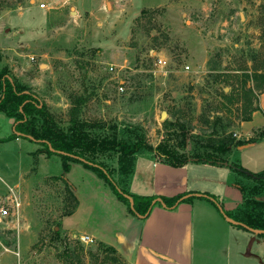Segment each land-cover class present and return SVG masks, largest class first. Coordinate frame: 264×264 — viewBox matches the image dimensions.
<instances>
[{"label":"rangeland","instance_id":"1","mask_svg":"<svg viewBox=\"0 0 264 264\" xmlns=\"http://www.w3.org/2000/svg\"><path fill=\"white\" fill-rule=\"evenodd\" d=\"M61 3L0 0V71L44 103L60 128L69 127L72 103L82 99L78 118L93 137L142 139L153 147L164 142L186 153L223 126L238 139L246 104L242 88L245 82L253 87L255 70L264 71V0ZM156 56L168 61L166 71L155 66ZM9 121L0 112V138L12 132L6 131ZM15 153L17 176L6 190L22 193L28 228L0 226V264H122L108 244L93 238L86 243L80 236L87 235L61 229L74 196L59 180L60 158L21 139L0 145V164ZM96 160L118 178L116 154Z\"/></svg>","mask_w":264,"mask_h":264},{"label":"crops","instance_id":"2","mask_svg":"<svg viewBox=\"0 0 264 264\" xmlns=\"http://www.w3.org/2000/svg\"><path fill=\"white\" fill-rule=\"evenodd\" d=\"M66 1L60 0L61 4ZM257 98L258 110L249 121L241 122L237 131L239 140L249 139L264 127V92ZM9 119L6 131L14 125ZM11 134L8 131L0 139ZM21 139L17 137L0 145ZM235 150L241 167L252 173L264 171V138ZM13 156L12 161L6 158L0 164V170L3 168L5 172L0 198L17 176L19 155ZM11 172L14 176L9 177ZM233 176L227 165L189 163L172 167L156 157L141 156L135 160L128 189L140 196L209 193L219 199L224 210L234 211L243 198L231 183ZM64 178L71 187L76 208L61 217V229L108 244L122 264H264V237L236 229L206 200L194 198L174 210L155 205L146 219H138L102 179L81 164L70 163ZM12 188L19 193L23 206L22 193Z\"/></svg>","mask_w":264,"mask_h":264},{"label":"trees","instance_id":"3","mask_svg":"<svg viewBox=\"0 0 264 264\" xmlns=\"http://www.w3.org/2000/svg\"><path fill=\"white\" fill-rule=\"evenodd\" d=\"M246 77L248 78L247 75ZM251 80L254 82L253 87L245 82L242 88L246 104L241 122L249 121L252 113L258 110L257 95L264 92V71L255 70ZM254 90H257V93H254ZM83 102L82 99H76L72 103L69 111V127L64 130L56 124L54 118L47 112L44 103L40 102L35 95L29 93L24 87L17 85L4 70L0 71V112H4L8 118L14 119L12 134L0 139V142L20 137L43 146L47 155H57L62 167L59 180L69 187L64 174L69 171L70 163L81 164L102 179L113 194L126 205L127 211L138 219H146L152 208L155 205H160L158 202L151 205L153 200L159 199L164 204V207L160 205L161 207L174 210L181 203H190L192 199L199 198L210 202L218 211L221 209L222 213L233 221L250 229L264 231V200L259 198L264 191V171L260 173L247 171L241 167L236 157V151L232 153V149L264 138V127L247 140L233 138L232 133H228L225 126L220 129H213L207 144L194 147L191 152L186 153L184 149L183 152L179 151L176 147L164 142L153 147L142 139L127 141L115 137H93L88 130V125L80 122L78 118V107ZM105 153L117 155L118 178L114 177L113 169L107 167L102 161L96 160L98 156ZM147 153H154L161 162L172 167H181L189 163L214 166L227 165L234 173L231 183L241 192L242 203L234 211H226L219 199L209 193L188 191L173 197H164L158 195L140 196L129 192L128 186L134 171L135 160ZM236 176L243 177L253 184L242 185L236 180ZM196 194L200 196H194ZM186 195L191 196L186 197ZM127 197L133 201L132 208ZM75 208L76 200L74 199L73 207L64 215H70ZM139 216L143 217L139 218ZM232 226L248 232L241 225ZM55 233L58 235L59 230H56ZM259 236L264 237L263 234ZM110 250L115 254L113 248Z\"/></svg>","mask_w":264,"mask_h":264},{"label":"built area","instance_id":"4","mask_svg":"<svg viewBox=\"0 0 264 264\" xmlns=\"http://www.w3.org/2000/svg\"><path fill=\"white\" fill-rule=\"evenodd\" d=\"M39 7L44 8V4H40ZM154 64L163 72L168 69V61L164 57L156 56ZM184 69L187 72H195L188 65H185ZM120 90H122L121 87ZM0 226L2 230H19V228L25 230L28 228L22 216L21 197L15 188H9L6 194L0 198ZM80 239L86 243L91 242V238L88 236H80Z\"/></svg>","mask_w":264,"mask_h":264},{"label":"water","instance_id":"5","mask_svg":"<svg viewBox=\"0 0 264 264\" xmlns=\"http://www.w3.org/2000/svg\"><path fill=\"white\" fill-rule=\"evenodd\" d=\"M31 2H33V1H31ZM107 9H110V4H109V3H107ZM70 14H71V15H74V14H75V11H71ZM165 116H166V113L163 112V113L161 114V119H162V120L165 119ZM12 129H13V128H12ZM18 135H19V134H18ZM29 138L31 139V137H29ZM80 160H82V159H80ZM188 196H191V195H186V197H188ZM194 196L199 197L200 195L196 194V195H194ZM127 199H128V202H129L130 207L132 208V207H133V201H132V199H131L130 197H127ZM263 200H264V199H263ZM156 202H158L161 206L164 207V204H163L159 199L153 200L152 203H151V205H154ZM219 211H220L222 217L225 219V221L228 222L230 225H241V226L245 227V228L248 230V232H250V233H253V234H255V235H260V234H263V235H264V231H261V230H254V229L247 228L246 226H244V225H242V224H240V223H238V222H235V221H233L231 218H229V217H227L226 215H224V214L222 213L221 209H219ZM142 217H143V216H139V218H142Z\"/></svg>","mask_w":264,"mask_h":264}]
</instances>
